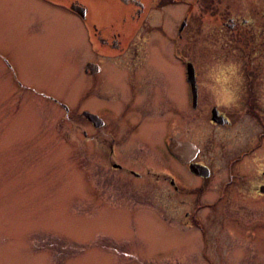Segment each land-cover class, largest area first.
<instances>
[{"label":"flooded vegetation","instance_id":"obj_1","mask_svg":"<svg viewBox=\"0 0 264 264\" xmlns=\"http://www.w3.org/2000/svg\"><path fill=\"white\" fill-rule=\"evenodd\" d=\"M240 1L39 0L87 35L95 57L75 71L90 80L77 100L82 197L90 194L102 210L157 214L170 230L191 232L204 260L214 224L234 237L264 238V0H247L233 12ZM156 41L167 42L185 80H165L154 64L146 68ZM60 52V69L75 63ZM198 59L221 80H198ZM105 62L120 79L97 87L91 79L106 74ZM39 94L67 115L73 111L56 94ZM243 213H257V228L249 221L245 229ZM257 257L264 259L258 244Z\"/></svg>","mask_w":264,"mask_h":264},{"label":"rangeland","instance_id":"obj_2","mask_svg":"<svg viewBox=\"0 0 264 264\" xmlns=\"http://www.w3.org/2000/svg\"><path fill=\"white\" fill-rule=\"evenodd\" d=\"M246 1L233 12L246 8ZM68 18L39 0H0V264H264L257 257V244L264 254L262 237H234L214 224L209 260H204L201 243L194 246L191 232L170 230L157 214L102 210L90 194L82 197L77 100L90 80L75 71L81 74L83 62L95 57L88 53L87 35ZM35 23L38 30L32 29ZM199 33H205L204 27ZM153 45L146 68L154 64L165 80H185L167 42ZM60 50L75 63L70 60L60 69ZM180 55L183 61L184 52ZM120 59L125 76L126 60ZM198 61V80H221L209 74L205 59ZM103 64L106 74L91 79L97 87L99 80L109 86L120 79L114 65ZM39 93L56 94L73 111L67 115ZM87 171L93 188L92 161ZM238 216L245 229L249 221L257 228V213ZM176 253L182 254L167 258Z\"/></svg>","mask_w":264,"mask_h":264},{"label":"water","instance_id":"obj_3","mask_svg":"<svg viewBox=\"0 0 264 264\" xmlns=\"http://www.w3.org/2000/svg\"><path fill=\"white\" fill-rule=\"evenodd\" d=\"M187 76H188V80H194L193 71L191 70L190 67H188Z\"/></svg>","mask_w":264,"mask_h":264}]
</instances>
